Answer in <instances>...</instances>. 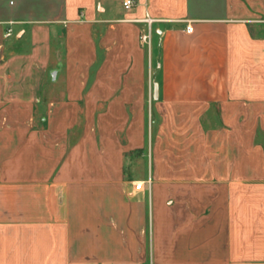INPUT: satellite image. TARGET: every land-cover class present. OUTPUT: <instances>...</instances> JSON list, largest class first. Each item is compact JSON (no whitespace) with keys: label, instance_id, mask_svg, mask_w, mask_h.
I'll return each instance as SVG.
<instances>
[{"label":"crops","instance_id":"crops-1","mask_svg":"<svg viewBox=\"0 0 264 264\" xmlns=\"http://www.w3.org/2000/svg\"><path fill=\"white\" fill-rule=\"evenodd\" d=\"M0 264H264V0H0Z\"/></svg>","mask_w":264,"mask_h":264},{"label":"built area","instance_id":"built-area-1","mask_svg":"<svg viewBox=\"0 0 264 264\" xmlns=\"http://www.w3.org/2000/svg\"><path fill=\"white\" fill-rule=\"evenodd\" d=\"M137 3H138V0H122V5L127 10L132 9ZM145 22L147 23V27L142 32L141 38H142V41L144 43H146L147 45H149V47H150L151 43H152V23H153V19L148 17L147 19H145ZM187 30L188 31H192L193 27L192 26H188ZM11 32H12V29L9 28L8 31H7V35L11 34ZM142 186H143V182L142 181H138L135 184V188L136 189H141Z\"/></svg>","mask_w":264,"mask_h":264},{"label":"rangeland","instance_id":"rangeland-1","mask_svg":"<svg viewBox=\"0 0 264 264\" xmlns=\"http://www.w3.org/2000/svg\"><path fill=\"white\" fill-rule=\"evenodd\" d=\"M147 47H149V45Z\"/></svg>","mask_w":264,"mask_h":264}]
</instances>
